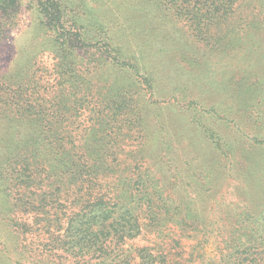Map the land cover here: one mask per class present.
Here are the masks:
<instances>
[{"label": "trees", "instance_id": "16d2710c", "mask_svg": "<svg viewBox=\"0 0 264 264\" xmlns=\"http://www.w3.org/2000/svg\"><path fill=\"white\" fill-rule=\"evenodd\" d=\"M23 1L0 0V40ZM28 1L49 30L58 76L49 94L29 72L14 76L5 93L18 120L1 146L0 264H132L121 249L127 238L172 226L194 236L215 224L212 211L220 208L230 228L218 232L220 263L264 264V162L252 167L245 156L264 149V78L250 70L233 76L247 86L244 103L211 95L201 103L193 93L175 100L192 105L182 121L193 131H205L211 118L223 122L224 136L208 135L214 167L225 162L244 172L238 201L227 203L215 200L214 168L197 163L198 154L180 158L178 136L153 137L149 117L157 114L155 126L166 127L161 112L173 105L160 99L140 48L145 24L161 13L210 50L238 51L264 26L261 1L121 0L116 17L102 11L97 18L88 0ZM158 147L161 160L152 161L149 151ZM139 257L140 264L166 262L148 247Z\"/></svg>", "mask_w": 264, "mask_h": 264}, {"label": "rangeland", "instance_id": "374dc122", "mask_svg": "<svg viewBox=\"0 0 264 264\" xmlns=\"http://www.w3.org/2000/svg\"><path fill=\"white\" fill-rule=\"evenodd\" d=\"M260 1L264 5V0ZM120 2L121 0H88V6L92 10L94 18L101 16L102 11L106 13L111 11L116 17ZM163 15L161 16L160 13L151 16L143 28L144 35L140 41V48L143 50L141 52H144L146 58V67L151 69V73L153 72L156 78L160 99L166 101L165 103L169 106L173 105V109L166 107L161 112L162 122L167 124L166 127L162 123L159 128L155 126L158 123L155 117L157 114L149 117L153 137L157 136L158 142H160L165 131L172 136H178L181 142V148L177 150L180 158L186 159L193 154H198L197 163L200 162L201 165L205 163L204 166L214 168L212 169L214 177L211 183L212 191L216 194L215 200L226 197L227 203L237 202L239 197L236 194L235 185L239 174L244 172L230 170L231 167L225 162L214 167L216 161L214 157H217V154L216 151L213 153L214 146L208 136L212 131L224 136L223 122L217 118H211L205 124V131H193L191 126L182 121L184 120L182 115H188L190 111L187 109L192 110V105L182 104L183 102L179 105L175 100L184 99L183 94L193 93L199 95L201 103H204V99L210 95L215 98L214 100L224 98V101L231 100L236 104L244 103L249 95L245 91L247 86L242 85L240 80L234 82L232 78L247 70L255 71L261 78H264V26L251 32L240 50L221 53L210 50L190 35L187 27H183L177 22L176 24L172 18ZM41 24L42 19L37 13L36 4L24 0L16 22L9 23L0 40V161L3 157L2 140L18 120L16 116L9 114L6 105L7 96L5 93L10 84H13L12 87H14L13 77L22 73L24 75L26 72H29V76L35 74L36 77L43 79L38 84V89L47 94L52 93L56 83L57 62L55 54L49 49L51 46L49 30L43 28ZM253 45L258 49L255 50ZM115 70L114 76L117 79L120 71L117 67ZM140 73L143 74V72ZM147 108L150 109L149 106ZM189 122H192L191 116ZM159 154L162 156L159 147L152 148L148 157H152V161L159 162L161 160ZM245 156H247L250 166L254 167L253 162L257 164L260 161L264 162V149L253 148L245 152ZM168 174L166 168L164 184L169 182ZM251 174L255 175V173ZM245 179L247 178L245 177ZM2 203L0 195V217L5 215V211L1 210ZM212 213L216 220L215 224L202 233H196L194 236L185 235L187 236L185 237L175 226L164 229L161 233L144 229L137 237L127 238L121 249L134 258L132 264H140L139 253L145 247H148L156 255L166 254V262L163 264H179L181 262L186 264H221L220 249L223 244L220 243L221 238L218 236V232L228 231L230 228L226 224L229 222L227 218H224L226 215L222 208L220 210L213 209ZM19 215L22 216V214ZM31 215L25 216L32 218ZM175 240L179 242L178 246L174 244Z\"/></svg>", "mask_w": 264, "mask_h": 264}]
</instances>
